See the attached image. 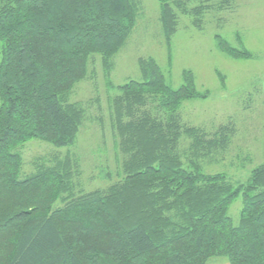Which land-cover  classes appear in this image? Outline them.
Segmentation results:
<instances>
[{"label":"trees","instance_id":"16d2710c","mask_svg":"<svg viewBox=\"0 0 264 264\" xmlns=\"http://www.w3.org/2000/svg\"><path fill=\"white\" fill-rule=\"evenodd\" d=\"M190 1L158 0L167 40L175 10L199 26L210 8L202 2L214 0L193 8ZM138 10L136 0H0V264H264V163L242 184L203 171L201 160L226 148L230 130L207 135L181 122L182 104L207 96L188 71L172 88L147 58L138 61L140 80L114 86L107 79L116 92L109 100L116 147L125 157L107 190L74 194L68 154L19 177L15 149L28 141L74 145L84 110L69 95L92 55L108 72ZM215 41L233 59L251 58ZM239 197L234 224L228 209Z\"/></svg>","mask_w":264,"mask_h":264},{"label":"rangeland","instance_id":"374dc122","mask_svg":"<svg viewBox=\"0 0 264 264\" xmlns=\"http://www.w3.org/2000/svg\"><path fill=\"white\" fill-rule=\"evenodd\" d=\"M138 15L124 46L109 60L108 72L99 55H92L86 78L78 82L69 95L70 103L84 110L83 122L73 146L56 149L39 140H30L15 149L21 156L20 178L35 172L36 166L50 165L65 155L73 163L74 194L107 190L116 183L125 158L116 147L112 129L110 98L114 86L127 80H140L139 59H153L165 81L172 88L183 83L184 71L191 73L195 87L207 92L204 99L185 101L180 110L181 122L203 129L207 135L220 127H229L226 148L201 160L207 174L223 173L233 184L245 183L251 170L264 163V129H262V87L264 84V0H222L202 2L210 8L200 17L175 10L177 25L166 39L161 27L158 0H136ZM204 0L188 3L193 8ZM219 36L231 47L247 50L250 59H233L216 47ZM108 73V74H106ZM209 137V136H208ZM189 141L181 139L184 151ZM60 205V204H59ZM58 205V206H59ZM241 197L228 209L237 224ZM206 264H227L213 258Z\"/></svg>","mask_w":264,"mask_h":264},{"label":"crops","instance_id":"0c3cea01","mask_svg":"<svg viewBox=\"0 0 264 264\" xmlns=\"http://www.w3.org/2000/svg\"><path fill=\"white\" fill-rule=\"evenodd\" d=\"M262 95V117H263V124H264V84L261 90ZM262 129H264V126L262 125Z\"/></svg>","mask_w":264,"mask_h":264}]
</instances>
